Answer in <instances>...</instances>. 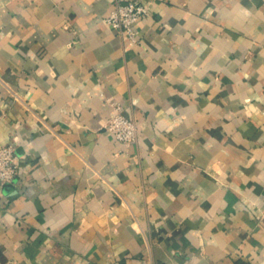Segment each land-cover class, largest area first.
Wrapping results in <instances>:
<instances>
[{"label": "crops", "instance_id": "1", "mask_svg": "<svg viewBox=\"0 0 264 264\" xmlns=\"http://www.w3.org/2000/svg\"><path fill=\"white\" fill-rule=\"evenodd\" d=\"M116 1L0 0V264H264V0Z\"/></svg>", "mask_w": 264, "mask_h": 264}, {"label": "built area", "instance_id": "2", "mask_svg": "<svg viewBox=\"0 0 264 264\" xmlns=\"http://www.w3.org/2000/svg\"><path fill=\"white\" fill-rule=\"evenodd\" d=\"M149 14L150 6L141 0H117L104 22L132 42H138L137 23ZM114 110L105 123L106 129L124 145L134 143L138 138L137 123L123 115L119 105H114ZM18 170L15 146L12 143L0 142V184L12 182Z\"/></svg>", "mask_w": 264, "mask_h": 264}]
</instances>
